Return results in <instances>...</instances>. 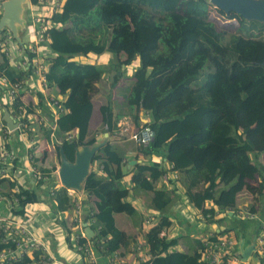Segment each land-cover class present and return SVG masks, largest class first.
Segmentation results:
<instances>
[{"label": "trees", "instance_id": "1", "mask_svg": "<svg viewBox=\"0 0 264 264\" xmlns=\"http://www.w3.org/2000/svg\"><path fill=\"white\" fill-rule=\"evenodd\" d=\"M48 20L41 31V45L49 51L47 57L42 56L44 74L64 95V111L51 119L53 134L59 139L54 143L57 158L58 147L72 160L75 145L96 140L88 126L95 81L138 56L141 76H135L124 94L126 106L140 108L148 118L141 123L133 115L136 125L150 132L146 144L137 142L138 150L160 152L165 157L169 170L182 176L184 197L206 222L220 220L214 218L218 211L235 214L242 189L252 198L248 208L264 212V164L259 160L264 152V22L242 18L238 33L225 37L209 18L208 0H62ZM102 52L110 55L106 64L79 60ZM204 67L208 70L200 74ZM27 73L29 69L15 67L0 51V75L8 82ZM115 83L116 76L109 79L110 87ZM10 107L14 116L22 113L19 119L27 124L30 107L18 98ZM98 112L102 131L112 132L117 115L112 112L110 96L101 102ZM49 116L52 118L51 113ZM50 131H46L47 137ZM69 132L72 136L65 138ZM121 162L107 141L93 155V168L83 182V194L92 198L94 221L90 226L94 233L90 240L100 258L127 244L126 233L113 217L134 212L127 200L129 188L121 182ZM40 169L48 179L51 170ZM164 173L159 162L150 160L136 164L129 178L131 187L152 192L147 205L155 211L156 220L143 233L147 264H211L200 258L202 241L198 251L186 253L171 248L176 238L159 235L170 223L166 211L172 194L153 182ZM13 185L10 180L9 186ZM66 191L63 186L53 189L54 211L72 206ZM11 195L17 198L11 211L20 215L26 203L37 200L33 191L22 187L7 192L6 197ZM61 222L69 233L71 225ZM2 236L0 230V250L12 247L10 239L1 241ZM40 253L34 250L31 257L23 254L3 264H30Z\"/></svg>", "mask_w": 264, "mask_h": 264}, {"label": "crops", "instance_id": "2", "mask_svg": "<svg viewBox=\"0 0 264 264\" xmlns=\"http://www.w3.org/2000/svg\"><path fill=\"white\" fill-rule=\"evenodd\" d=\"M28 1L25 9V19L28 21V33L25 34L24 39L20 37L25 45L31 44L35 38L33 30L35 26L30 22V14L33 13V10H37V7L34 9L35 6ZM43 11L45 10L43 9ZM49 14L50 13L48 12V14H45L43 17L47 19ZM12 40L15 41L14 39ZM23 44L20 48L21 53L19 52L18 54L15 49V42L12 43V48H10L12 60L21 59L23 57L25 54L23 51ZM38 52L44 57H47L49 54V51L45 46L39 47ZM109 58V53L102 52L100 54L89 53L87 57H80L79 60L106 64L109 61ZM137 59L138 56L132 60L135 65L138 64L136 62ZM123 67L124 65H121L120 69ZM28 69V74H30L31 68L29 67L26 70ZM110 70L113 69L108 70L109 75L107 74V78L105 74L101 76L99 90H104L106 88V85L103 84L105 79L108 80V86H110ZM115 85L116 83L110 88V90L106 89L104 96V100L107 95L110 96L112 112L117 115L116 127L112 132H107L106 141H108L115 152L121 156V171L123 173L121 182L125 187L129 188L127 200H129L134 206V212L131 215L125 213H115L113 215L115 225L127 235V244L117 250L127 259H131L134 253L130 250V246L139 240H143V233L148 226V224L144 223V219L149 217L151 222L156 220L155 211L147 205L150 195L152 194L151 190L131 187L129 180L131 171L136 164L143 162L146 163L152 160L159 162L165 168V173L153 182V186H164L172 194V201L168 205L166 211L170 223L164 229L166 237L176 238V243L172 245L171 248L182 250L186 253L198 251L199 241H202L206 236L213 232L216 236L231 239V251L236 254V256H239L241 248L253 244L254 235L258 229V221L261 218L264 219L263 210L262 212L255 211V217L253 218H240L231 212H226L224 218L223 212L218 211L214 215V218H220V220L206 222L204 218L201 219L199 217L200 214L198 209L186 200L183 195V189L178 186L177 179H179L181 174L169 170L170 165L160 152L144 154L138 150L137 141L133 138L132 134L139 126L136 125L133 115L136 113L137 119L141 123L146 122L148 118L145 117V114L140 108L136 110V108L126 106L124 94H126L127 91H125L124 94H115ZM47 91L48 94L52 96L61 97V99L64 98V95L60 94L51 84L48 85ZM38 93L42 96V99L40 100L37 98ZM96 93L97 92H94L91 97L93 107L88 120V126L90 135H94L97 140L101 138L104 131H102L100 126L101 120L98 112V106L103 101L98 102L96 105L94 104L93 96L95 97ZM23 101L25 104H28V107L31 109L27 116L28 129L25 130V133L20 132V130H18V132L17 130L15 132H10L7 137L8 139L4 143L7 148L12 149L15 157L12 160V164L7 165L5 175L2 176L3 178L0 180V218L12 217L15 220L18 218L20 221L27 224L28 227L31 228L33 234L42 241L43 247L41 248V251H46L47 254L56 260V263L51 264H85L84 259L69 242V235L61 224L62 220L65 224L71 225L70 232L73 230V205L58 212L54 211L51 206V195L49 194V190L58 188L61 185L56 179L54 173L58 167V158L55 147L50 135L48 137L45 135L46 131L49 130V124L52 119L49 116L50 108L45 103L44 94L41 91H36V94L32 95L31 93L24 94ZM6 110L9 115L13 117L8 107ZM2 116L3 109L1 108V118ZM13 119L15 120L14 117ZM125 131L127 132L126 135L124 133ZM27 148L34 150L35 157H37L40 167L46 166L47 169L51 170V175L48 179L36 181L27 171V160L25 159ZM263 159L264 152L259 155V160L264 164ZM91 164V168H93V163ZM98 172H101V170L98 169ZM10 180L14 181V185L33 191L36 194L37 200L26 203L22 215H14L16 213L11 211V205L6 197L7 192L12 191V187L9 186ZM66 192L70 197L74 195H80L82 197L83 215L85 211L88 212L91 209L92 198H86L82 190L78 192L68 189ZM239 198L240 201L236 202V205L239 207L244 204L247 205L252 200L250 193L245 189L241 190ZM210 203L211 202H206V204ZM193 217L194 221L192 220ZM82 223L85 224V226H90L88 222ZM224 229L228 230L225 231ZM144 246L143 250L147 252V248ZM32 252H27L25 254L28 257H31ZM99 263L104 264L102 258H100ZM235 264H257V260L252 253L245 261L242 260Z\"/></svg>", "mask_w": 264, "mask_h": 264}, {"label": "built area", "instance_id": "3", "mask_svg": "<svg viewBox=\"0 0 264 264\" xmlns=\"http://www.w3.org/2000/svg\"><path fill=\"white\" fill-rule=\"evenodd\" d=\"M61 1L62 0H38L37 3H31L35 7H37V10H33V13L30 14V22L33 26H35L33 28L35 38L31 44H23V51L25 52V54L21 59L12 60L10 49L12 48V43L15 42V49L19 54V52L21 53V45L12 40L13 38L11 37V34L7 29H3L2 31H0V51L4 52L10 63L15 67H19L20 69L26 70L29 67L31 68L30 74L27 73L28 75H24L22 78L16 80L15 82H8V80L3 75H0V88H3L4 86V89L1 90L0 93V177L5 175V169L7 165L12 164V160L15 157L12 149H9L4 145V143L8 139V134L10 132H15L16 130L17 132L18 130H20V132L25 133V130L28 129V125L25 122H21L19 119L20 117H22V113L17 117L11 113L15 118V120H13L16 123L15 127L9 129L1 118V108L3 109L5 107L7 109L8 107L11 112L10 105L15 98H18L24 105H28L23 101V95L29 93H31L32 95L36 94V91H41L44 94L45 103L50 108L52 120L55 119L60 112L64 111V108L61 104V97H55L48 94L47 88L50 82L47 81L44 74L46 70V63L43 61L42 56L38 52L39 47H43V45H41V42L43 41L41 31L49 25V16L47 17V19H45L43 15H40V11L38 12V9L43 10L46 8V12H43H45L46 14H48V12L52 13L53 11H56L58 9ZM37 95V98L39 100L42 99V96H40L39 93ZM6 102L8 104H6ZM28 115L29 112L25 115L26 119ZM54 127V123L51 122L49 124V129L51 130L50 137L53 144L59 142V139L56 138L53 134ZM71 136V132H69L65 135V138H70ZM132 136L137 142L146 144L150 139V132L146 127H138L137 130L132 134ZM25 159L27 160V171L36 181H43L47 179V174L40 169V166L38 164L39 161L35 160L34 150L27 148V152H25ZM99 170L101 169L99 168ZM54 173L56 179L58 180L56 171H54ZM11 192H18V187L14 185ZM52 192L53 190L50 189L49 194L51 195ZM70 198L73 205V230L67 233L69 235V241L72 242V245L84 259L85 264H100V257L96 253L90 237L85 236L83 231L84 224L82 222H88L89 224H92L94 221V218L92 217L93 209L89 211L86 220H83L82 197L80 195H74ZM8 200L11 208L17 202V198L14 195H11ZM235 216H238L240 218H253L255 217V213L254 211H251L246 204H244L243 206H238ZM199 217L201 219L203 218L201 214L199 215ZM11 218H0V230L3 233L1 241L5 242L7 239H10V241L12 242V247H6L0 250V264H3L4 262L9 260L17 259L27 252H32L34 250L41 251V248L43 247L42 241L33 234L31 228L28 227L27 224L20 221L18 218L16 220ZM144 223L149 225L151 223L150 218L146 217L144 219ZM163 234H165L164 230L159 233V235ZM80 238H84L81 243L78 242V239ZM253 241V254L256 260L257 258L263 260L260 263L257 260V264H264V219L262 218L258 221V229L254 235ZM143 246L144 240H139L130 246V250H132L134 253L131 259H127L126 257H124L118 250H114L103 256V263L147 264L149 254L143 250ZM231 246V239L216 236L215 233L212 232L202 240L200 258L209 261L211 264H235L241 262L242 260L239 258V256H236V254L231 251ZM51 263H56V260L49 254H47L46 251H41V253L38 254L30 264Z\"/></svg>", "mask_w": 264, "mask_h": 264}, {"label": "water", "instance_id": "4", "mask_svg": "<svg viewBox=\"0 0 264 264\" xmlns=\"http://www.w3.org/2000/svg\"><path fill=\"white\" fill-rule=\"evenodd\" d=\"M28 0H1L0 7V31L7 29L11 37L20 45L23 44L19 32L25 26V9ZM224 11H234L244 19H255L264 22V0H208ZM264 64V57L262 60ZM113 70L110 71L112 78ZM3 121L11 129L15 127V121L9 115L6 108H3ZM107 131H104L101 138L89 144L75 145L73 158L69 160L61 147H58V167L56 169L58 181L66 189L81 191L84 179L91 168V161L95 152L107 141ZM229 213V212H228ZM84 234L87 237L93 235L90 226L84 224ZM253 253V244L241 248L239 257L246 260ZM254 255V254H253Z\"/></svg>", "mask_w": 264, "mask_h": 264}, {"label": "rangeland", "instance_id": "5", "mask_svg": "<svg viewBox=\"0 0 264 264\" xmlns=\"http://www.w3.org/2000/svg\"><path fill=\"white\" fill-rule=\"evenodd\" d=\"M208 3H209V18L218 29H222L225 32V37H227L228 34L233 33V32L238 33L237 27H238V25L241 22V19L243 17L240 16L238 13L231 11V10L224 11L209 1H208ZM180 5L181 4H179V6ZM35 8L36 7H34V9ZM44 10H46V8ZM39 11H40V15L44 16L46 14L41 9H38V12ZM24 16L26 17V13L24 14ZM27 26H28V21L25 22L24 29L18 33L22 39H24L25 34L28 33ZM136 62L139 63V60L137 59ZM138 66H139L138 64L135 65V63H133V61H131L130 63L125 65L122 69H118V71H116V73H115V71L113 72L112 78L114 76H116V85H115V91L116 92H115V94H122V93L124 94V92L128 90V87L135 80V76H137V74H138V76H141V70H139L140 67H138ZM206 70H208V67H206V68L204 67L202 70L199 71V73L202 74ZM107 74L109 75L108 71L105 73L106 78H107ZM100 82H101L100 78L95 81V87L91 92V97L94 94V92H97L95 97L93 96V102L95 105L98 102L104 101V96L106 93L105 90L106 89L110 90V88H111L110 86H108V80L105 79L103 84L106 85V88L104 90H99V83ZM107 86H108V88H107ZM136 130H137V128H136ZM124 133H125V135L127 134L126 131ZM91 167H92V164H91ZM177 182H178V186H180V188L183 189L182 176H180L179 179H177ZM253 185H255V184H253ZM85 203H86V200H85ZM226 212L227 211L223 212V215H225ZM192 220L194 221V217ZM69 242L72 244L71 241H69Z\"/></svg>", "mask_w": 264, "mask_h": 264}, {"label": "bare ground", "instance_id": "6", "mask_svg": "<svg viewBox=\"0 0 264 264\" xmlns=\"http://www.w3.org/2000/svg\"><path fill=\"white\" fill-rule=\"evenodd\" d=\"M70 190V189H69Z\"/></svg>", "mask_w": 264, "mask_h": 264}]
</instances>
